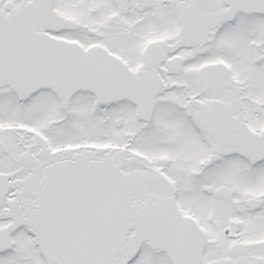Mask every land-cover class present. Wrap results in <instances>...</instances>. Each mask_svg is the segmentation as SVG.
Wrapping results in <instances>:
<instances>
[{
  "label": "snow or ice",
  "instance_id": "snow-or-ice-1",
  "mask_svg": "<svg viewBox=\"0 0 264 264\" xmlns=\"http://www.w3.org/2000/svg\"><path fill=\"white\" fill-rule=\"evenodd\" d=\"M0 264H264V0H0Z\"/></svg>",
  "mask_w": 264,
  "mask_h": 264
}]
</instances>
